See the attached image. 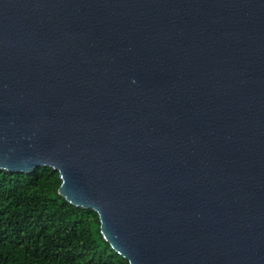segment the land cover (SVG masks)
Masks as SVG:
<instances>
[{"label": "water", "instance_id": "1", "mask_svg": "<svg viewBox=\"0 0 264 264\" xmlns=\"http://www.w3.org/2000/svg\"><path fill=\"white\" fill-rule=\"evenodd\" d=\"M39 166L129 264H264V0H0V169Z\"/></svg>", "mask_w": 264, "mask_h": 264}, {"label": "trees", "instance_id": "2", "mask_svg": "<svg viewBox=\"0 0 264 264\" xmlns=\"http://www.w3.org/2000/svg\"><path fill=\"white\" fill-rule=\"evenodd\" d=\"M59 172L0 169V264H129L107 242L98 213L68 202Z\"/></svg>", "mask_w": 264, "mask_h": 264}]
</instances>
